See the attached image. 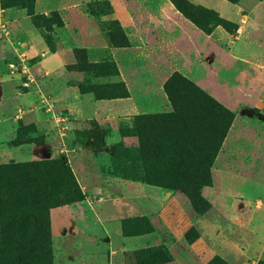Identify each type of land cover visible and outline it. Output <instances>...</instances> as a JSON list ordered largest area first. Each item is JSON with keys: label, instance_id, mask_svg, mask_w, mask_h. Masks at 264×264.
Wrapping results in <instances>:
<instances>
[{"label": "rangeland", "instance_id": "obj_1", "mask_svg": "<svg viewBox=\"0 0 264 264\" xmlns=\"http://www.w3.org/2000/svg\"><path fill=\"white\" fill-rule=\"evenodd\" d=\"M241 35L264 59V0H0V264H264V102L213 73L264 88Z\"/></svg>", "mask_w": 264, "mask_h": 264}, {"label": "crops", "instance_id": "obj_2", "mask_svg": "<svg viewBox=\"0 0 264 264\" xmlns=\"http://www.w3.org/2000/svg\"><path fill=\"white\" fill-rule=\"evenodd\" d=\"M116 16H119V20L130 23L131 19L129 13L124 10V8L116 11ZM230 21V20H229ZM191 27V26H190ZM193 28V26H192ZM191 28V29H192ZM190 28L186 27V31L188 32L191 31V33H195L192 31ZM180 36L179 39L175 41L174 48L176 49L175 51L177 53H182V43H186L187 45H192L191 48L193 47L194 50H198V55L199 54V49L194 42L192 36L185 32L182 28H180ZM197 34H195L196 37ZM233 37V36H232ZM241 39L236 40L234 42L229 43L225 46L227 49V57L228 60H236V61H241L244 63H249L254 65L258 70H262L264 72V59H260V62L255 61V59H258V51H256V47L252 45L250 42L245 41L242 38V35L239 36ZM238 37V38H239ZM2 46L0 42V47ZM203 49L202 47H200ZM191 50V49H190ZM109 55H111V58L114 60V53L109 52ZM96 58L100 57L101 55H105V51H98L95 52ZM101 56V57H102ZM202 58V57H200ZM58 64H61V59L57 57ZM118 64V62H117ZM213 73L218 75L220 78L224 79L227 81L230 85H233L235 88L238 89L239 92L246 98H251L255 103H263L264 102V88L260 87L259 83L253 82L254 79L251 77H248L245 74H240V73H235L232 70H230L227 67H221L217 65L216 69H213ZM257 80V79H256ZM165 98V95H163ZM158 98V101L164 104L165 107V99H163L162 95H156L154 98ZM164 100V101H163ZM155 100L153 102V98H150L149 100L146 101L145 104L142 105V109L145 111L148 108H152L155 105ZM148 109V110H150ZM149 112V111H148Z\"/></svg>", "mask_w": 264, "mask_h": 264}, {"label": "trees", "instance_id": "obj_3", "mask_svg": "<svg viewBox=\"0 0 264 264\" xmlns=\"http://www.w3.org/2000/svg\"><path fill=\"white\" fill-rule=\"evenodd\" d=\"M184 8H192V6H186L184 4ZM178 6V5H177ZM180 10L185 13L184 9L181 8ZM190 21L197 25V22L193 19L189 18L187 14L185 15ZM217 26H221L223 28L231 27L233 24L225 19L218 18L217 19ZM235 31L231 32V35H235L237 31V26H234ZM176 75V73L174 74ZM167 174L169 177L170 182L175 188L181 189L184 194L190 196L192 194L191 192V180L189 176V165L187 161L182 158L181 156L173 157L169 160L167 165ZM87 197H92L90 193H80L77 197L78 201H82L86 199ZM38 229V219L37 216L33 213H23L18 222H17V228H16V234L20 237L24 238H32L37 234Z\"/></svg>", "mask_w": 264, "mask_h": 264}]
</instances>
